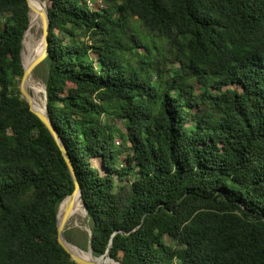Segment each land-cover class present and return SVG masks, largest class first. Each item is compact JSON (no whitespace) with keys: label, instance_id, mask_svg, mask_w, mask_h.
I'll return each mask as SVG.
<instances>
[{"label":"trees","instance_id":"1","mask_svg":"<svg viewBox=\"0 0 264 264\" xmlns=\"http://www.w3.org/2000/svg\"><path fill=\"white\" fill-rule=\"evenodd\" d=\"M46 11V108L92 254L111 242L122 264H264V0ZM27 24L25 0H0V264H75L55 224L73 182L17 88Z\"/></svg>","mask_w":264,"mask_h":264},{"label":"water","instance_id":"2","mask_svg":"<svg viewBox=\"0 0 264 264\" xmlns=\"http://www.w3.org/2000/svg\"><path fill=\"white\" fill-rule=\"evenodd\" d=\"M25 1H26V5H27V17H28L29 12L30 11H34V10H33V8H31L28 0H25ZM44 1H47V0H44ZM39 22H40L39 26H40V30H41V40L40 41H41V44H42V53L36 59H34L27 67H23V65L21 63V52H22V47H23V39H24V36L26 34V31L29 28V21H28L27 27L25 28V30H24V32L22 34V40H21V46H20V63H21V66H22L23 73H22V76H21V78L19 80L17 88H18V91H19L20 98L23 99L28 104L29 111L33 115H35L43 123L45 128L49 131V133L51 134V136L55 140L56 144L58 145V147H59V149H60V151L62 153L63 159H64V161L66 163V166L68 168V171H69V174L71 176L72 182H73V186H74L73 191L70 194L66 195L58 203L57 208H56V212H55L56 213L55 214L56 223L55 224H56V231H57V242L63 248V250L69 255L71 261H73L75 264H122V263H120L118 261H115L114 259L109 257L108 248L111 245V242H109L107 249L105 250V252L102 255L94 256L92 254L91 246H90V230L89 229H88V250L90 251L94 261L82 259V258H80L78 256L73 255L70 252V250L67 248V246H66V244L68 242L65 240V237H64V225H65V219L67 217H66V215H64V216H62V219L60 221L58 220L57 211H58L59 206L63 202H65L66 206H68L69 205L68 203L70 202V200H72V198L75 195H78V197H79V199L81 201L82 207L84 209V212L86 214H87V212H86V209H85L84 204L82 202L81 189H80L79 183H78V181L76 179L72 163H71V161H70V159H69V157L67 155V152H66L63 144L59 140V137H58L55 129L52 127L51 122L49 120L48 112H47V108H46V91H45V87L43 88V94H44L43 103H44V111L45 112H44V114H41L33 106L34 100H33L32 96H31V94L27 91V87L25 86V83H26L27 79L31 76V73H32L33 69L42 60H44L46 58V56L48 55V50H47L48 38H47V35H48L49 21H48L47 11L39 13ZM103 259H108L110 262H107V263L106 262H101L100 260H103Z\"/></svg>","mask_w":264,"mask_h":264},{"label":"bare ground","instance_id":"3","mask_svg":"<svg viewBox=\"0 0 264 264\" xmlns=\"http://www.w3.org/2000/svg\"><path fill=\"white\" fill-rule=\"evenodd\" d=\"M44 1V0H43ZM31 8H33L34 11H30L28 15V21H29V28L26 31V34L23 39V47L21 52V63L23 67H27L34 59H36L41 53H42V44L40 41V38L38 37L34 44L32 45L33 39L35 38L34 35L36 32H38L40 26H39V13L46 11V1L43 3V10H40L39 2L38 0H28ZM34 33V34H33ZM33 81H31V76L27 79L25 86L31 87L34 90V93L37 94L38 92H43L42 86H36L33 85ZM39 101V100H38ZM34 99L33 106L37 111H39L41 114H44V103L38 102ZM69 205L66 206L65 202L61 203L60 210L57 211V218L60 221L62 219V216L66 215L65 223L73 219L74 224L78 225L81 221V219L85 216L84 209L82 207L81 201L78 197V195H75L72 200L68 203ZM67 209V210H66ZM72 227V225H71ZM81 227V226H80ZM84 227V226H83ZM67 229V228H66ZM67 248L70 250V252L78 256L82 259L86 260H92V255L89 250H82L77 248L71 243L66 244ZM101 262H110L108 259L100 260Z\"/></svg>","mask_w":264,"mask_h":264},{"label":"rangeland","instance_id":"4","mask_svg":"<svg viewBox=\"0 0 264 264\" xmlns=\"http://www.w3.org/2000/svg\"><path fill=\"white\" fill-rule=\"evenodd\" d=\"M38 2H39L40 10H43L42 8H43L44 1L38 0ZM136 30L140 33V35H142V33L145 32L141 26H137V25H136ZM36 36H38L41 40L40 28H39L38 32H36L34 35L35 38L33 39L32 45L34 44V41L38 38ZM152 38L154 39V41L156 43L161 42V40L156 38V37H152ZM46 75H47V62L44 59L33 69L32 73H31V81H33V83H34L33 85L42 86V88H44L45 87L44 81H45ZM27 91L31 94L33 100L35 99L36 101L39 100L38 102H43V100H44L43 92L40 91L37 94H35L33 88H31V87H28ZM114 123H116L118 126H121V123L119 121H114ZM117 142L118 141L116 140L115 146H117ZM95 164H96V162H95ZM60 207L58 208V211L60 210ZM71 225H72V227H71ZM89 225H90V220H89L86 213L78 225L74 224L73 219L66 222L64 225L65 240L67 242L73 244L74 246L82 249V250H88V229H89Z\"/></svg>","mask_w":264,"mask_h":264}]
</instances>
